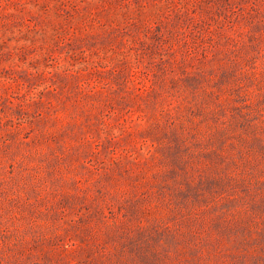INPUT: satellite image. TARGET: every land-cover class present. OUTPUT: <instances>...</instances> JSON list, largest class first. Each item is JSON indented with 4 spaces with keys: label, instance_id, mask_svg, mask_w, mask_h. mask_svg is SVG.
<instances>
[{
    "label": "rangeland",
    "instance_id": "1",
    "mask_svg": "<svg viewBox=\"0 0 264 264\" xmlns=\"http://www.w3.org/2000/svg\"><path fill=\"white\" fill-rule=\"evenodd\" d=\"M0 264H264V0H0Z\"/></svg>",
    "mask_w": 264,
    "mask_h": 264
}]
</instances>
